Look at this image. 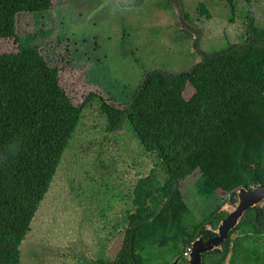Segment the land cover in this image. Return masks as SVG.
<instances>
[{
  "label": "trees",
  "instance_id": "16d2710c",
  "mask_svg": "<svg viewBox=\"0 0 264 264\" xmlns=\"http://www.w3.org/2000/svg\"><path fill=\"white\" fill-rule=\"evenodd\" d=\"M51 1L0 0V39L15 36L16 13L46 11ZM217 1L226 4L231 21L234 0ZM197 10L211 17L202 2ZM246 19L241 42L200 53L186 70L145 71L120 107L94 92L73 104L58 69L33 44L41 32L15 36L17 51L0 53V264L19 263V245L83 109L92 103L104 117V129L125 125L156 156L164 176L160 182L150 169L137 179L117 259L103 264H121V252L133 264H168L200 227H214L224 216L216 208L227 191L264 184V27L250 14ZM187 79L193 90L185 98ZM186 178L206 199L223 195L202 220L179 187ZM263 239L264 214L246 211L221 252L203 254L202 264H264Z\"/></svg>",
  "mask_w": 264,
  "mask_h": 264
},
{
  "label": "rangeland",
  "instance_id": "374dc122",
  "mask_svg": "<svg viewBox=\"0 0 264 264\" xmlns=\"http://www.w3.org/2000/svg\"><path fill=\"white\" fill-rule=\"evenodd\" d=\"M199 2L209 10V19L198 13ZM233 4L230 21L228 7L217 0H52L46 11L16 13L15 36L41 32L33 44L58 69L59 84L73 104L94 92L120 107L145 71L186 70L200 53L241 42L248 14L264 27V0ZM15 36L0 39V53L17 51ZM192 90L187 79L183 96ZM104 128L96 103L83 109L19 245L18 264H103L115 259L124 216L133 210L135 182L150 169L160 182L164 176L156 156L145 152L125 125L114 132ZM179 187L197 220L223 196L217 192L204 198L188 178Z\"/></svg>",
  "mask_w": 264,
  "mask_h": 264
},
{
  "label": "water",
  "instance_id": "95a60500",
  "mask_svg": "<svg viewBox=\"0 0 264 264\" xmlns=\"http://www.w3.org/2000/svg\"><path fill=\"white\" fill-rule=\"evenodd\" d=\"M250 210L255 215L264 214V184L258 183L249 187L240 185L225 193V197L216 208V211L223 212L224 216L214 227H211L209 222L204 224V228L211 231L207 239L203 240L200 235H196L190 241L186 255L187 264H202L203 254L211 251L221 252L230 230L241 221L243 214ZM176 262L177 257L170 264Z\"/></svg>",
  "mask_w": 264,
  "mask_h": 264
},
{
  "label": "flooded vegetation",
  "instance_id": "af4514ba",
  "mask_svg": "<svg viewBox=\"0 0 264 264\" xmlns=\"http://www.w3.org/2000/svg\"><path fill=\"white\" fill-rule=\"evenodd\" d=\"M197 235H200L201 236V238L203 239V240H205V239H207L208 238V236L209 235H211V231H207L205 228H204V226H202V227H200V229H198L197 230ZM183 251V250H182ZM121 255H122V263L121 264H123V263H125L126 262V254L124 253V252H121ZM187 255V254H186ZM186 255H183V253L181 252V254H179L177 257H178V264L180 263V264H187V257H186ZM117 259V254H116V257H115V259L114 260H116ZM113 260V261H114ZM104 262H111V261H104ZM171 262V261H170ZM169 262V263H170ZM127 264H133V262L132 261H127L126 262ZM168 263V264H169ZM177 263V262H176ZM98 264H101L100 262H98Z\"/></svg>",
  "mask_w": 264,
  "mask_h": 264
},
{
  "label": "built area",
  "instance_id": "2783aa9c",
  "mask_svg": "<svg viewBox=\"0 0 264 264\" xmlns=\"http://www.w3.org/2000/svg\"><path fill=\"white\" fill-rule=\"evenodd\" d=\"M188 250H189V246H185L182 251L183 255H186L188 253Z\"/></svg>",
  "mask_w": 264,
  "mask_h": 264
}]
</instances>
